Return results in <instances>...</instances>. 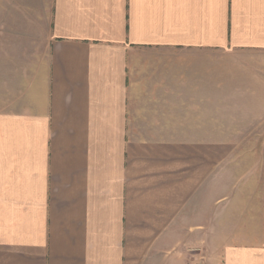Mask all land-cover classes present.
Returning a JSON list of instances; mask_svg holds the SVG:
<instances>
[{
    "label": "crops",
    "instance_id": "1",
    "mask_svg": "<svg viewBox=\"0 0 264 264\" xmlns=\"http://www.w3.org/2000/svg\"><path fill=\"white\" fill-rule=\"evenodd\" d=\"M40 2L0 264H264V0Z\"/></svg>",
    "mask_w": 264,
    "mask_h": 264
},
{
    "label": "rangeland",
    "instance_id": "2",
    "mask_svg": "<svg viewBox=\"0 0 264 264\" xmlns=\"http://www.w3.org/2000/svg\"><path fill=\"white\" fill-rule=\"evenodd\" d=\"M36 1L0 0V66H2V70L0 71V104H2V101L8 102L15 98V86L21 82L22 73L16 71L14 73V70H21L17 66L20 63L26 62L23 54H26L28 49H30V42L24 39L30 27L26 24L28 23V18L34 16L36 12H39V14L46 12L45 9H42L44 3H41L40 0ZM36 5L38 8H36ZM247 58L250 60L253 59ZM221 59V56L215 57V61H218V64H220ZM215 133L220 134L221 132ZM256 133L251 132V135L246 136L247 140L243 143L253 142V140L255 142Z\"/></svg>",
    "mask_w": 264,
    "mask_h": 264
}]
</instances>
